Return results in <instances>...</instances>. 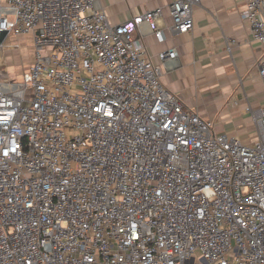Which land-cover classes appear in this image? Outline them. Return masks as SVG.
<instances>
[{"label": "built area", "instance_id": "1", "mask_svg": "<svg viewBox=\"0 0 264 264\" xmlns=\"http://www.w3.org/2000/svg\"><path fill=\"white\" fill-rule=\"evenodd\" d=\"M204 1L174 0L171 30ZM97 2L0 1V264H264V106L254 142L216 133L162 83L178 51L136 36L165 37L163 8L114 25ZM242 15L264 81V0Z\"/></svg>", "mask_w": 264, "mask_h": 264}, {"label": "crops", "instance_id": "2", "mask_svg": "<svg viewBox=\"0 0 264 264\" xmlns=\"http://www.w3.org/2000/svg\"><path fill=\"white\" fill-rule=\"evenodd\" d=\"M173 1L98 0L97 7L114 25L162 7L157 24L165 37L157 39L146 24L139 26L136 36L156 64L161 63L158 56L162 51H178L176 59L161 65L164 86L180 96L186 108L211 120L216 133L236 136L246 144L254 142L259 130L246 109L264 106V81L256 68L262 47L253 40L243 18L245 0L204 1L194 8V28L184 34L171 30ZM228 38L238 40L231 50Z\"/></svg>", "mask_w": 264, "mask_h": 264}, {"label": "rangeland", "instance_id": "3", "mask_svg": "<svg viewBox=\"0 0 264 264\" xmlns=\"http://www.w3.org/2000/svg\"><path fill=\"white\" fill-rule=\"evenodd\" d=\"M18 40H24L23 45L29 46V43H27L26 37H19ZM17 55V58L27 59V62L31 61L30 57V49L29 48H23L21 51L17 50V52H14L10 49L7 50L6 56H4V60H6V64H8V69L6 70V73H8L11 76H14L16 69L13 68L12 63L14 62V56ZM255 140V139H254ZM200 256V255H199Z\"/></svg>", "mask_w": 264, "mask_h": 264}]
</instances>
